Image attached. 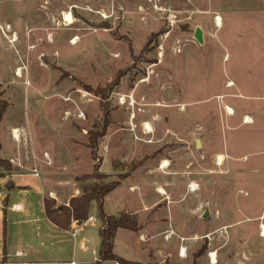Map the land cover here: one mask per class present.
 <instances>
[{
	"label": "rangeland",
	"instance_id": "374dc122",
	"mask_svg": "<svg viewBox=\"0 0 264 264\" xmlns=\"http://www.w3.org/2000/svg\"><path fill=\"white\" fill-rule=\"evenodd\" d=\"M0 94V157L15 164L0 167L2 177L34 174L25 156L38 171L56 156L48 188L65 196L93 184L76 179L92 171L87 132L101 129L105 108L99 172L110 173L105 182L130 176L107 210L123 211L126 196L134 208L137 195L158 197L139 221L169 223L168 243L158 236L164 264H211L210 254L216 264H264L261 0H0ZM11 180L39 190L32 176ZM96 212L92 202L89 216ZM136 235L119 236L115 253L152 264Z\"/></svg>",
	"mask_w": 264,
	"mask_h": 264
},
{
	"label": "crops",
	"instance_id": "0c3cea01",
	"mask_svg": "<svg viewBox=\"0 0 264 264\" xmlns=\"http://www.w3.org/2000/svg\"><path fill=\"white\" fill-rule=\"evenodd\" d=\"M44 152L46 153V151ZM71 152L72 154H70V158L76 161V154L73 150ZM27 158L25 156L24 162L27 163L26 166L28 167L31 165L35 167L33 170L36 171V176L27 173L23 175L12 174L11 177L5 175L0 178V264H2L3 249L6 257V263L3 264H91L95 262L98 258L100 246L99 229L101 227V221L98 217V213L96 212L95 216H89L92 217L93 220L91 223L77 224L72 222L68 230H59L46 219L44 215L43 200L51 199L55 201L57 207L64 206L68 204L72 197L78 196L80 190H78L76 186L69 194L62 196L59 192L47 187L49 185L48 177L50 176L49 169L51 168V162H56V156L51 158L49 156L46 157L45 166L42 169L39 168V171L37 169V162L34 160L29 162L31 159L29 156ZM0 159L9 161L15 165L14 162L11 161L14 160L12 157H0ZM33 170L30 171L33 172ZM31 176L37 178L39 190H31V188L26 185H14L11 180V178L15 177L26 178ZM76 177L77 176L74 177V182H76ZM129 179L130 176L122 180L117 188L127 183ZM9 181L12 184V189L10 190L7 188ZM46 187L48 190H45ZM19 188L22 190H16ZM116 189L104 198V213L108 216H117L120 213L129 214L135 218L137 224L140 226V230L138 232H132L118 229L114 237L113 253L122 258L115 253L116 243L119 236H129V238H125V242L127 243L130 242V238H132L130 233L132 235L137 234L136 236L139 243H144L146 240L149 242V245H147V253L142 250L146 262H151L152 264H164L162 256V247L164 244H162V241L159 240L158 236H163V234L165 235L169 232V223L167 220L163 221L161 219L159 224L144 223L143 225H140L139 221V218L144 217L147 219L149 212L147 209L152 201L158 200V197H151V200H148L149 202H145L141 194L139 196L137 195V199H141V205L140 208H134L129 196H126L124 199L125 209H123V211H115L114 207L111 208L114 211H109L106 208L107 200L114 195L117 191ZM128 193V195L134 194V190L129 188ZM35 194L39 195V200L33 198V195ZM96 220L98 225L95 227L93 225ZM3 222H5V233L3 231ZM140 237H142L143 241L140 240ZM167 241L168 240H165L166 243H168ZM177 255L179 260L183 259L179 257V254ZM102 264H111V262H105Z\"/></svg>",
	"mask_w": 264,
	"mask_h": 264
},
{
	"label": "trees",
	"instance_id": "16d2710c",
	"mask_svg": "<svg viewBox=\"0 0 264 264\" xmlns=\"http://www.w3.org/2000/svg\"><path fill=\"white\" fill-rule=\"evenodd\" d=\"M117 79L115 80V83ZM95 96L103 100L102 92L98 89L94 90ZM1 95V94H0ZM5 102L0 101V120L5 112ZM102 126L100 130L94 127V130L87 132L88 142L87 147L90 150V156L93 161L92 171L76 179L78 182H85L93 180L91 185L83 186L80 194L72 197L67 205L56 206L55 201L51 199L43 200L44 215L48 221L56 226L61 231H66L72 222L83 224L89 217V209L92 202L96 204L98 217L101 221L99 229L100 246L98 251V258L91 264H102L105 262H117L119 264H141L137 262L126 261L113 253L114 237L118 229H124L132 232H138L140 226L137 224L135 218L126 213H120L117 216H108L103 211L104 198L115 190L120 182L129 177V172L118 175V179L112 182H105L109 178L106 174H100V159L97 157V149L99 141L105 136V131L109 125V112L103 108ZM1 150V145H0ZM142 162H138L130 166L129 171H135ZM0 167L10 172L12 166L9 161L0 159ZM0 174V178H1ZM8 190L12 189V185H7ZM3 231L5 233V222H3ZM1 263H6L5 251L2 250Z\"/></svg>",
	"mask_w": 264,
	"mask_h": 264
},
{
	"label": "bare ground",
	"instance_id": "6f19581e",
	"mask_svg": "<svg viewBox=\"0 0 264 264\" xmlns=\"http://www.w3.org/2000/svg\"><path fill=\"white\" fill-rule=\"evenodd\" d=\"M62 16H63V19H64L65 22H67L68 24L71 23V20H72V16H71V14L64 13ZM216 23H217V27L221 26V20H220L219 18H217ZM68 24H67V25H68ZM76 41H77V38H75L73 41H71V43H72V44H75ZM19 71H21V69H18V72H17V75H16L17 78H21V77L19 76V74H20ZM230 112H232V110H231ZM231 114H232V113H231ZM229 115H230V114H229ZM245 124H250V123H246V122H245ZM19 134H20L19 131H17V130H13V140H14V141L19 140ZM192 190L195 191L194 187H192ZM156 192H157L160 196H164V195H165V193H164V191H163L162 189H157ZM260 231H261L260 236H261V237H264V226H261V227H260ZM178 254H179V253H178ZM185 255H186V250L183 249V248L181 247L179 257H181V258L184 259V258L186 257ZM209 259L211 260V264H216V263H217L216 256H215L214 254H210V255H209Z\"/></svg>",
	"mask_w": 264,
	"mask_h": 264
},
{
	"label": "water",
	"instance_id": "95a60500",
	"mask_svg": "<svg viewBox=\"0 0 264 264\" xmlns=\"http://www.w3.org/2000/svg\"><path fill=\"white\" fill-rule=\"evenodd\" d=\"M193 38L196 40V42L198 44H202L203 43V38H202V31L199 28H196L195 32H194V36ZM196 147H199V142H196ZM209 216V212L208 209H205L202 218L205 219Z\"/></svg>",
	"mask_w": 264,
	"mask_h": 264
},
{
	"label": "built area",
	"instance_id": "2783aa9c",
	"mask_svg": "<svg viewBox=\"0 0 264 264\" xmlns=\"http://www.w3.org/2000/svg\"><path fill=\"white\" fill-rule=\"evenodd\" d=\"M261 1L264 2V0H261ZM33 172H34V175L36 176V171L33 170ZM92 221H93L92 220V217H88L87 220L84 223L87 224V223H91ZM260 234H261V231H260ZM73 235H75V234H73ZM170 237H171V234L167 233L164 236V240H169ZM140 240L143 241L142 237H140ZM180 250H181V248L179 249V254H180ZM111 264H119V263H117V262H111Z\"/></svg>",
	"mask_w": 264,
	"mask_h": 264
}]
</instances>
